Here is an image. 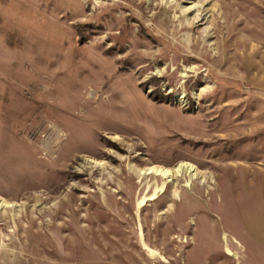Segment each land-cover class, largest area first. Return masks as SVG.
I'll return each mask as SVG.
<instances>
[{"label":"rangeland","instance_id":"obj_1","mask_svg":"<svg viewBox=\"0 0 264 264\" xmlns=\"http://www.w3.org/2000/svg\"><path fill=\"white\" fill-rule=\"evenodd\" d=\"M0 264H264V0H0Z\"/></svg>","mask_w":264,"mask_h":264},{"label":"bare ground","instance_id":"obj_2","mask_svg":"<svg viewBox=\"0 0 264 264\" xmlns=\"http://www.w3.org/2000/svg\"><path fill=\"white\" fill-rule=\"evenodd\" d=\"M146 173H147V175L148 174H153L154 176L160 177L163 180V183L159 187V191L164 190L165 185L167 186V184H170L171 182H173L176 177H180L183 174L189 175L190 179H194L197 176L195 168L193 166H190V165L185 164V163H182V164L178 165L174 169L158 168V167L157 168H149V169L146 170ZM156 193H158V192L155 191L152 194H150L148 197L143 198L140 201L139 205L142 206L145 201H149V200H152V199L154 200V198H156V196H157ZM152 255H154V253H152Z\"/></svg>","mask_w":264,"mask_h":264}]
</instances>
